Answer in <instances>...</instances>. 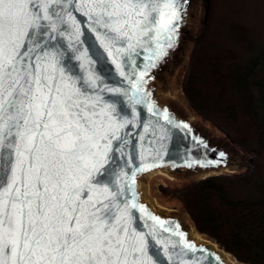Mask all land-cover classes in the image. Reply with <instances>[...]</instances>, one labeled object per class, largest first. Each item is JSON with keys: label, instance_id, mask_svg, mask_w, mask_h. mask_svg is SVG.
<instances>
[{"label": "snow or ice", "instance_id": "6c2138e0", "mask_svg": "<svg viewBox=\"0 0 264 264\" xmlns=\"http://www.w3.org/2000/svg\"><path fill=\"white\" fill-rule=\"evenodd\" d=\"M182 11L181 0H0V264H156L132 210L164 222L136 203L134 176L111 179L130 121L62 41L83 51L82 16L110 53L154 43L158 57Z\"/></svg>", "mask_w": 264, "mask_h": 264}, {"label": "water", "instance_id": "95a60500", "mask_svg": "<svg viewBox=\"0 0 264 264\" xmlns=\"http://www.w3.org/2000/svg\"><path fill=\"white\" fill-rule=\"evenodd\" d=\"M188 2L189 0H181L183 11L172 46H165L164 53L158 57L153 56L156 51L154 43L144 48L137 47L130 52L110 53V49L105 47L96 32L89 29L82 16L78 19L82 21L79 48L83 51H77V47L68 39L62 43L67 48L66 55H72L69 66L74 70L77 65L89 66L103 89V97L112 102V107L123 119L130 121L120 132L122 140L118 142L119 148L115 147L114 142L113 153L110 154L115 157L110 159L111 168L115 170L111 179L118 180V174L125 172L129 177L134 176L136 203L164 222L163 226L157 225L145 213L138 209L132 210L135 227L145 233H152L149 252L156 264H231L222 252L227 250L222 244L210 238L218 243L222 248L220 250L206 239L208 237L194 236L182 216L157 209L144 197V189L140 184V175L154 167L171 171L184 168L207 170L221 166L233 167L238 159L237 153L222 140L202 129L156 92V73L179 45ZM160 43L166 45L163 36ZM81 55H86V61L77 60ZM79 70L84 72V67ZM142 71L146 75L141 79ZM137 87L141 91L138 92ZM134 93L137 97L143 96V102L137 103ZM165 112L167 120L164 119ZM146 164L151 167L145 168ZM133 190L125 189V195L131 198ZM175 225H179V228L175 229ZM177 232L183 233V236ZM186 244L195 245V248L190 249Z\"/></svg>", "mask_w": 264, "mask_h": 264}, {"label": "rangeland", "instance_id": "374dc122", "mask_svg": "<svg viewBox=\"0 0 264 264\" xmlns=\"http://www.w3.org/2000/svg\"><path fill=\"white\" fill-rule=\"evenodd\" d=\"M234 20L250 27L248 40H238L230 34ZM213 39L219 40L218 51L225 54L223 68L229 64L237 66L232 70L235 73L247 67L251 56L264 48V0H189L179 45L156 73L157 94L238 155L233 167L190 168L182 173L162 168L165 171L146 170L140 175L144 197H154L160 204L154 205L157 209L182 216L188 225L193 222L182 192L194 178L208 173L226 174L223 181L229 197L264 193V142L257 137L253 118L238 100L239 90L231 86V78L218 95V83L213 82L216 74L204 70L201 74L205 76L199 84L204 95L190 96L186 91L187 77L200 64L198 57L205 47L217 48L210 43ZM228 98L235 103V115L229 114L226 107L221 108Z\"/></svg>", "mask_w": 264, "mask_h": 264}, {"label": "trees", "instance_id": "16d2710c", "mask_svg": "<svg viewBox=\"0 0 264 264\" xmlns=\"http://www.w3.org/2000/svg\"><path fill=\"white\" fill-rule=\"evenodd\" d=\"M232 23L234 29L229 30L230 34L235 39L248 40L250 27L240 20ZM210 43L217 48L205 47L198 57L200 64L187 77L186 91L190 96L204 95L203 87L199 85L205 76L201 74L204 70L209 69L216 74L213 82L218 83V95L222 94L227 80L231 78V86L239 90L238 100L253 118L257 137L264 142V48H259L251 56L247 67L234 73L232 70L237 66L235 68L229 64L223 68L225 54L218 51L221 46L219 40L213 39ZM225 107L229 114H236L231 98L221 108ZM188 170L190 168L174 172ZM225 175L208 173L192 179L182 192L184 205L199 231L216 239L240 261L264 264V193L229 197L223 181Z\"/></svg>", "mask_w": 264, "mask_h": 264}, {"label": "bare ground", "instance_id": "6f19581e", "mask_svg": "<svg viewBox=\"0 0 264 264\" xmlns=\"http://www.w3.org/2000/svg\"><path fill=\"white\" fill-rule=\"evenodd\" d=\"M150 170L153 171H165L164 169L160 168V167H154L152 169H149L147 172H149ZM151 172V171H150ZM149 200L152 202V204H154L155 206L157 204H159V202H157L154 197H150ZM160 205V204H159ZM190 227V232L198 237V238H206L205 236H203V234L196 230V228L194 227V225L191 223L189 224ZM208 240H210V238H206ZM210 242H212V244H214L216 247L220 248V250L222 249L221 247H219L218 243L214 242L213 240H210ZM224 256L226 257V259L231 263V264H250V263H243L242 261L238 260V258H236L231 252H228L227 250H222Z\"/></svg>", "mask_w": 264, "mask_h": 264}]
</instances>
